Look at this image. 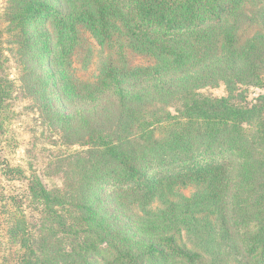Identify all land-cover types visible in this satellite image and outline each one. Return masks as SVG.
I'll return each instance as SVG.
<instances>
[{
    "label": "trees",
    "instance_id": "1",
    "mask_svg": "<svg viewBox=\"0 0 264 264\" xmlns=\"http://www.w3.org/2000/svg\"><path fill=\"white\" fill-rule=\"evenodd\" d=\"M13 1L10 20L22 29L21 50L43 69L36 74L37 85L44 79L50 85L55 76L64 99L92 106L76 123L88 137L79 142L87 149L77 151L86 158L79 162L76 176L62 169L61 186L31 184L32 194L45 205L43 220L57 219L60 232L72 241L73 254L65 251L62 256L96 249L94 236L78 237L88 232L85 223L95 224L91 231H102V225L96 226L101 196L143 199L155 196L165 182L193 179L206 184L200 201L230 205L235 225V238L226 237L225 229L212 240L222 250L207 252L213 259L202 264H264V93L254 100L245 97L249 87H264V0L254 11L249 5L255 0ZM232 16L241 17L245 25H226L224 20ZM45 20L48 25L32 31L33 24ZM79 26L115 53L102 78L83 84L82 94L62 67ZM133 54L153 61L131 65ZM6 60L0 50V134L15 86L6 73ZM219 82L226 96L199 93ZM152 97L163 108L167 98L181 104L157 116L150 108ZM78 197L80 202L70 203ZM190 211L187 207L171 216L190 222ZM36 239L32 232L22 239L27 250L20 264H59V256L47 251L48 232H42L40 252L30 245ZM160 243L126 235L110 264L136 262L146 256V249L152 264H172L170 257L180 264H199V253L177 243L170 250L157 249ZM234 245L243 251V262L230 257Z\"/></svg>",
    "mask_w": 264,
    "mask_h": 264
},
{
    "label": "rangeland",
    "instance_id": "2",
    "mask_svg": "<svg viewBox=\"0 0 264 264\" xmlns=\"http://www.w3.org/2000/svg\"><path fill=\"white\" fill-rule=\"evenodd\" d=\"M13 0H0V50L6 57V73L13 80L15 86L12 96L8 100V110L3 120L0 134V264H20L21 257L27 250L26 241L22 239L33 233L37 237L30 245L38 252L42 251V232H48L51 246L47 251L57 254L59 264H110L112 258L119 252L117 245L120 239L130 235L135 239L155 240L160 243L157 249L170 248L180 245L194 253H199V264L213 259L208 254L210 250L221 251L222 245L213 244V239L221 236L228 229L226 237L234 239L235 225L230 205L215 207L212 201L199 200V195L205 193L206 184L198 180H188L170 185L169 181L161 185L155 196L148 198L131 197L126 195L101 196L98 206V223L102 231H91L95 224L90 222L87 233L80 235L94 236L96 249L82 250V254L75 253L68 258L63 257L65 251L73 254L72 241L68 234L61 233L58 220H43L46 212L45 205L39 202L31 191V184L40 181L48 189L61 186L65 178L61 171L75 177L78 164L86 158V154L77 151L86 150L87 146L79 145L80 141L87 142V132L81 133L76 124L89 108L63 98L62 91L53 76L50 85L41 80L37 85V73H43L36 60L29 58L21 50L22 29L10 20V12L14 9ZM263 4L262 0L252 1L250 10L254 11ZM234 16L224 20L226 25L233 22L245 25ZM48 20L33 24L32 31L48 25ZM114 54V55H113ZM115 56L104 44H100L94 35L85 27H78L77 40L72 50H67L63 56L62 67L71 81L79 85L81 94L83 84H94L102 78L109 61ZM131 65H147L153 59L139 57L133 54ZM27 68V70H26ZM52 73H55L54 66ZM83 90V91H82ZM77 91V89H76ZM204 96L222 97L227 95L222 82L218 85H205L199 90ZM264 93V87H249L245 92L247 100H254ZM75 96V93L72 94ZM76 99V98H75ZM152 106L157 116L162 111L174 112L180 106L177 98L165 99L166 108L152 97ZM239 100V98L237 99ZM236 100V101H237ZM159 102V103H157ZM239 102V101H238ZM63 166V168H61ZM73 166L71 169L68 167ZM163 165L159 169H162ZM107 185V184H106ZM106 187H109L107 185ZM101 192H105L102 190ZM106 193V192H105ZM128 194V193H127ZM80 202L79 197L71 202ZM210 203V204H208ZM219 203V202H217ZM187 207L191 211L187 214L190 222L175 219L171 215L180 213ZM202 210L200 213L195 209ZM83 210L78 209V212ZM194 212V213H193ZM190 215L193 217H190ZM101 216V217H100ZM201 216V217H200ZM224 220L227 223H224ZM198 222L200 224H198ZM92 225V226H91ZM106 229V230H105ZM109 230V231H108ZM18 233L16 237L14 234ZM172 238L167 239L169 237ZM60 238L56 242V238ZM74 238V234L71 235ZM207 237V242H203ZM227 247H231L228 243ZM46 251V250H45ZM130 264H152V253ZM230 257L243 262V251L234 245ZM172 264H180V260L170 257Z\"/></svg>",
    "mask_w": 264,
    "mask_h": 264
}]
</instances>
